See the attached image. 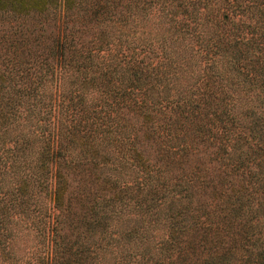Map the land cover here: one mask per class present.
Returning a JSON list of instances; mask_svg holds the SVG:
<instances>
[{"label": "trees", "instance_id": "obj_1", "mask_svg": "<svg viewBox=\"0 0 264 264\" xmlns=\"http://www.w3.org/2000/svg\"><path fill=\"white\" fill-rule=\"evenodd\" d=\"M0 264H264V0H0Z\"/></svg>", "mask_w": 264, "mask_h": 264}]
</instances>
